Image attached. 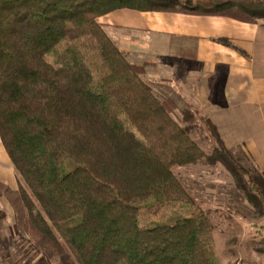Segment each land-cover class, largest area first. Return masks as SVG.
Here are the masks:
<instances>
[{
    "label": "trees",
    "instance_id": "1",
    "mask_svg": "<svg viewBox=\"0 0 264 264\" xmlns=\"http://www.w3.org/2000/svg\"><path fill=\"white\" fill-rule=\"evenodd\" d=\"M118 10L264 20V0H0V183L14 235L56 264H215L213 228L176 168L220 165L264 215V177L207 117L143 80L98 19ZM227 43V42H223ZM9 214L0 209V222Z\"/></svg>",
    "mask_w": 264,
    "mask_h": 264
},
{
    "label": "crops",
    "instance_id": "2",
    "mask_svg": "<svg viewBox=\"0 0 264 264\" xmlns=\"http://www.w3.org/2000/svg\"><path fill=\"white\" fill-rule=\"evenodd\" d=\"M97 21L131 64L150 65L143 80L161 99L166 85L264 177V20L118 10ZM8 162L0 142V183L12 189Z\"/></svg>",
    "mask_w": 264,
    "mask_h": 264
},
{
    "label": "rangeland",
    "instance_id": "3",
    "mask_svg": "<svg viewBox=\"0 0 264 264\" xmlns=\"http://www.w3.org/2000/svg\"><path fill=\"white\" fill-rule=\"evenodd\" d=\"M146 65L145 72L150 66ZM144 81L153 87L155 93L162 92L156 88L155 81ZM162 86L164 93L161 94L171 99V91L166 89V85ZM187 106L186 103H178L180 110ZM179 109L175 113L177 119L180 117ZM201 117V113L196 112L190 123L191 138L205 154H210L215 145L201 125ZM234 155L240 158L243 166L252 169L247 161ZM7 164L11 172L10 186L16 190L13 168L10 161ZM174 173L191 191L212 224L215 264H264V215L261 216L247 203L224 168L220 165H196L176 168ZM0 209L9 214L8 221L0 222V264H56L45 261L32 244L14 235L11 230L13 215L5 200L0 201Z\"/></svg>",
    "mask_w": 264,
    "mask_h": 264
}]
</instances>
